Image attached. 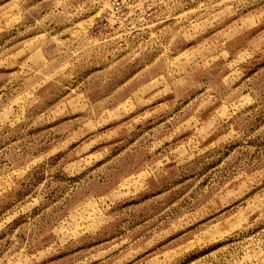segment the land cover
Listing matches in <instances>:
<instances>
[{"label":"rangeland","instance_id":"rangeland-1","mask_svg":"<svg viewBox=\"0 0 264 264\" xmlns=\"http://www.w3.org/2000/svg\"><path fill=\"white\" fill-rule=\"evenodd\" d=\"M0 264H264V0H0Z\"/></svg>","mask_w":264,"mask_h":264}]
</instances>
